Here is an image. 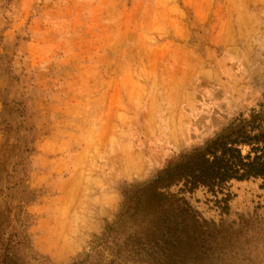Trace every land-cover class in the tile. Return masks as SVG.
Returning a JSON list of instances; mask_svg holds the SVG:
<instances>
[{"label": "rangeland", "instance_id": "rangeland-1", "mask_svg": "<svg viewBox=\"0 0 264 264\" xmlns=\"http://www.w3.org/2000/svg\"><path fill=\"white\" fill-rule=\"evenodd\" d=\"M0 130H32L23 264H109L168 163L264 146V0H0ZM167 185L202 231L148 264H264L260 180Z\"/></svg>", "mask_w": 264, "mask_h": 264}, {"label": "trees", "instance_id": "trees-1", "mask_svg": "<svg viewBox=\"0 0 264 264\" xmlns=\"http://www.w3.org/2000/svg\"><path fill=\"white\" fill-rule=\"evenodd\" d=\"M0 133H3L4 138L0 145V264H23L26 259L29 262L34 259L29 233L32 221L28 212V206L38 199V190L29 185L32 130H0ZM11 137L14 144L9 143ZM235 152L238 155L232 162L221 163L222 157L212 155L209 158L200 157L193 163H168L154 183H149L142 190L146 201L156 203L158 210L153 214L154 221L145 233H140V238L137 233L125 235L123 239L116 238L113 249L115 260L109 264L116 263V259L139 264H148L153 260L158 263L169 254L172 247L196 239V234L200 235L202 226L197 224L196 215L185 203H182L184 207L171 203L175 196L167 192V184L181 183L180 191L185 193L202 189L218 195H224L225 187L232 182L252 179L260 180L263 185L264 146L259 151H250L244 157L239 149ZM250 158L251 163L244 162ZM163 182H167L166 186L158 185ZM144 200L140 196L136 203H142V211L147 209L144 208ZM163 218L165 221H162ZM143 244L148 253L142 249Z\"/></svg>", "mask_w": 264, "mask_h": 264}, {"label": "bare ground", "instance_id": "bare-ground-1", "mask_svg": "<svg viewBox=\"0 0 264 264\" xmlns=\"http://www.w3.org/2000/svg\"><path fill=\"white\" fill-rule=\"evenodd\" d=\"M54 234V233H53ZM50 239L54 244H58L59 243V237L55 236V235H50ZM50 245L53 246V244L50 243ZM55 246V245H54ZM56 247V246H55ZM62 256V255H61Z\"/></svg>", "mask_w": 264, "mask_h": 264}]
</instances>
